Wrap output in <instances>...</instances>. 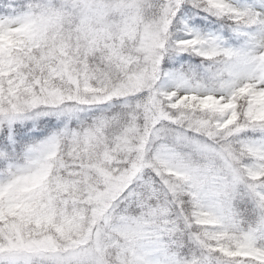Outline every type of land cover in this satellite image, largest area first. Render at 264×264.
Masks as SVG:
<instances>
[{
	"label": "snow or ice",
	"instance_id": "obj_1",
	"mask_svg": "<svg viewBox=\"0 0 264 264\" xmlns=\"http://www.w3.org/2000/svg\"><path fill=\"white\" fill-rule=\"evenodd\" d=\"M0 264H264V0H0Z\"/></svg>",
	"mask_w": 264,
	"mask_h": 264
}]
</instances>
